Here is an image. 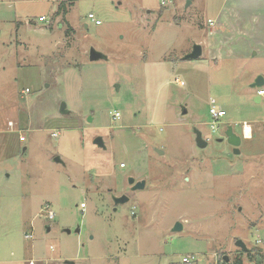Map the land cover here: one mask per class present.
<instances>
[{
  "label": "rangeland",
  "instance_id": "1",
  "mask_svg": "<svg viewBox=\"0 0 264 264\" xmlns=\"http://www.w3.org/2000/svg\"><path fill=\"white\" fill-rule=\"evenodd\" d=\"M57 11L0 0V264H264V0Z\"/></svg>",
  "mask_w": 264,
  "mask_h": 264
},
{
  "label": "water",
  "instance_id": "2",
  "mask_svg": "<svg viewBox=\"0 0 264 264\" xmlns=\"http://www.w3.org/2000/svg\"><path fill=\"white\" fill-rule=\"evenodd\" d=\"M190 3H191V1H188L187 6ZM202 54H203L202 45L201 44H195L192 51L186 55L185 59L195 60V59L200 58L202 56ZM90 57L92 60H97L100 58H105L106 56L103 53L96 51L95 49H92L90 52ZM262 86H264V76L258 75L255 78V80L253 81V83H251V87L252 88H257V87L261 88ZM256 99H257V101H260L261 97L258 96ZM186 112H187V110H184V113H186ZM196 135H197L196 141H197L198 146L201 148H205L208 145V141L206 139H204L203 133L200 130L196 129ZM226 135H227L228 142L231 145H233V147H234V152L236 154H240V152H241L240 145L242 143L241 136H239L237 133H235L232 126L228 127V129L226 131ZM219 140L222 141L223 139H219ZM95 143H97L98 145L104 146V142H103L102 137H97L95 139ZM57 160L59 161L60 159L57 158ZM129 181H130V184L133 185V190L142 189L146 185V180H144V179L136 181V179L134 177H130ZM128 200H129V197L127 195H121V196L115 198L116 203H124V202H127ZM181 229H182V224L180 222L176 223L174 230L178 231ZM237 245L243 249H246V250L248 249L247 245L245 244V242L243 240H239L237 242ZM225 259L228 260L229 259L228 256H225Z\"/></svg>",
  "mask_w": 264,
  "mask_h": 264
},
{
  "label": "built area",
  "instance_id": "3",
  "mask_svg": "<svg viewBox=\"0 0 264 264\" xmlns=\"http://www.w3.org/2000/svg\"><path fill=\"white\" fill-rule=\"evenodd\" d=\"M168 3H169V0H161V4L162 5H167ZM89 18L92 21H95L97 24H100L101 23L100 20H98V19L95 18V15L93 13H90L89 14ZM40 20L41 21H44L45 18L44 17H41ZM208 22L210 24H212V23H214V20L213 19H209ZM258 95H264V89L263 88H260L259 89ZM210 113H211L212 118H213V120H212V127H213L214 130H216V129L219 128V125H220V122H221V118L226 115V111L223 108L214 105V106H212L210 108ZM120 116H121V113L119 111H115L114 114H113V119H118V118H120ZM122 166H124V164H122ZM81 206L84 207L85 206V203H82ZM54 217H55V213L53 211H50L49 212V218H54ZM25 237H26V239L33 238V234H26ZM184 261L185 262H189V258L188 257H185L184 258Z\"/></svg>",
  "mask_w": 264,
  "mask_h": 264
},
{
  "label": "trees",
  "instance_id": "4",
  "mask_svg": "<svg viewBox=\"0 0 264 264\" xmlns=\"http://www.w3.org/2000/svg\"><path fill=\"white\" fill-rule=\"evenodd\" d=\"M58 1V11L56 15H65L67 14L69 8L74 5L76 0H57ZM248 259L253 262L255 259L254 252L249 251L247 254ZM220 264H244V260L242 256H237L234 261L226 260L223 257V261Z\"/></svg>",
  "mask_w": 264,
  "mask_h": 264
},
{
  "label": "bare ground",
  "instance_id": "5",
  "mask_svg": "<svg viewBox=\"0 0 264 264\" xmlns=\"http://www.w3.org/2000/svg\"><path fill=\"white\" fill-rule=\"evenodd\" d=\"M245 131H246V136H247V137H250V134H251V128H250L249 125H246V127H245Z\"/></svg>",
  "mask_w": 264,
  "mask_h": 264
},
{
  "label": "crops",
  "instance_id": "6",
  "mask_svg": "<svg viewBox=\"0 0 264 264\" xmlns=\"http://www.w3.org/2000/svg\"><path fill=\"white\" fill-rule=\"evenodd\" d=\"M209 19H211V18H209ZM213 20H214V19H213ZM249 33H251V35H252V39H253L254 37H253L252 32L249 31ZM252 39H251V40H252ZM251 40L249 41L250 44H251ZM249 43H248V44H249ZM253 46H254V45H253ZM253 46H249V47H253ZM257 47H258V46H257ZM255 54H256V52H255ZM256 76H257V75H256ZM255 78H256V77H255ZM254 80H255V79H254ZM228 260H229V259H228ZM32 263L34 264V262L31 260V261H30V264H32ZM70 264H74V263H71V262H70Z\"/></svg>",
  "mask_w": 264,
  "mask_h": 264
}]
</instances>
